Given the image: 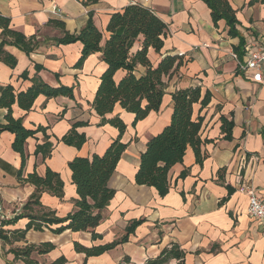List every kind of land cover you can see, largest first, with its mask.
Wrapping results in <instances>:
<instances>
[{"label": "crops", "instance_id": "obj_1", "mask_svg": "<svg viewBox=\"0 0 264 264\" xmlns=\"http://www.w3.org/2000/svg\"><path fill=\"white\" fill-rule=\"evenodd\" d=\"M236 10V26L244 43L239 60H244L264 41V2L261 0H229ZM55 4L60 15H54ZM128 4H140L151 9L167 26L163 47L159 52L147 50L150 63L155 66L164 55H180L182 62L168 77L165 93L158 111L132 124L134 114L116 104L111 113L126 125L121 141L128 143L107 181L114 190L108 205L102 210L103 219L94 228L84 231L64 230L55 234L47 228L29 229L23 239L0 246L6 252L0 264H24L10 251L27 244L50 242L54 248L45 254H33L39 264H48L59 256L65 264H118L127 256L131 264L156 257L166 246L176 243L184 251L185 264H264V224L247 213L248 196L239 190L251 185L264 201V84L253 81L239 69L232 54L239 45L238 37L227 34L223 20L213 24L210 10L202 0H0V14L8 17L10 27L26 37L35 36L39 46L26 55L11 45L3 48L16 58L13 67L0 60V91L10 84L17 91H25L32 78L57 86L73 88V98L38 95L30 110L13 105L14 117H20L28 129L41 126L25 143L27 158L24 173L36 171L43 175L46 167L59 174L63 182V196L48 192L40 195V206L31 214L53 212L64 217L75 209L78 197L68 162L76 156L101 155L118 135V129L105 123L91 106L99 77L107 68L101 53L86 57L76 67L82 44H54L61 30L48 24L51 19L64 23L70 33L78 32L89 13L93 24L101 31L102 46L108 37L106 25L112 13ZM1 33V28H0ZM1 40V35H0ZM141 48V39L135 41L131 52ZM34 64L42 66L36 71ZM27 72V77L22 74ZM142 75L145 67L138 64L134 70ZM124 71L114 73L118 82ZM199 86L201 95L210 94L204 107L193 104L192 116L202 118L200 139L203 160L195 161L188 146L181 162L168 172L169 189L159 196L156 189L138 185L134 181L140 163V153L149 138L169 123L172 112L171 93L177 89ZM6 110L0 108V121ZM232 120L231 138L225 139L220 130V117ZM77 124L76 131L86 141L80 148L67 145L59 139ZM53 143L51 155L42 161L34 155L37 144L44 137ZM13 134L0 132V208L9 219L22 212L23 204L34 192V186L20 183L17 171L20 155L11 147ZM186 170V175L180 174ZM133 220H142L125 242L96 256L85 257L74 250L73 243L92 247L118 240ZM28 219L23 217L7 224L3 230L23 229ZM53 225L52 227H55ZM92 232L97 234L92 238Z\"/></svg>", "mask_w": 264, "mask_h": 264}, {"label": "trees", "instance_id": "obj_2", "mask_svg": "<svg viewBox=\"0 0 264 264\" xmlns=\"http://www.w3.org/2000/svg\"><path fill=\"white\" fill-rule=\"evenodd\" d=\"M210 10L211 20L214 25L219 20H223L227 28V34L231 37L239 38V45L235 49L238 57L241 55V47L244 43L243 37L239 34L236 26V10H234L229 0H202ZM257 1V0H252ZM264 2V0H261ZM48 24L61 30V36L54 39V44H68L79 41L82 44L80 56L75 63L80 67L86 57L92 53L100 52L101 59L107 65L105 71L99 77V84L96 89L92 108L100 116V124L108 123L118 129L119 135L112 140L106 150L101 154H93L91 157L76 156L68 162L71 172V182L74 184L77 198L75 199V209L64 217H56L53 212L42 214H31L34 206H40V195L48 192L57 197L63 196V182L58 173L46 167L43 175H39L35 170L29 173L23 172V167L27 158L25 143L29 137H33L38 131H43L41 126L35 129L26 128L20 117H14L12 113L13 105L28 111L31 109L35 98L44 95L46 98L66 96L73 98V88L59 84L51 86L43 82L40 78L33 77L32 84L25 91H17L10 84L5 85L0 91V108L6 112L3 121H0V132L6 130L13 134L11 147L20 155L21 163L17 171V179L20 183H29L34 186V192L23 204L22 212L8 220L0 222V240L3 243L11 244L13 240L23 239L29 229L42 230L49 229L58 234L64 230L84 231L94 229L103 219L102 210L114 195V190L107 186V181L113 173L121 154L128 143L121 141V135L126 129V125L115 115L106 118L105 115L111 113L114 106L118 104L122 109L134 114L132 124L145 118L149 112L158 111L165 93L166 82L164 77L170 76L181 64L180 55H164L159 62L153 66L148 57L149 47L159 52L164 44L166 34V24L149 8L140 4H128L121 10L112 13L106 25L108 37L101 46V31L93 24L91 13L85 25L75 33H70L64 29V23L57 19H51ZM0 60L10 67L16 64V58L4 50L5 45H11L29 55L40 44L35 36L26 37L21 32L10 27V20L0 14ZM141 39V48L131 52L135 41ZM145 67L142 75H136L134 70L136 65ZM34 69L39 71L42 66L34 64ZM117 70L124 71V75L118 82L114 81V73ZM27 77V72L22 74ZM172 112L170 121L156 135L146 142V148L140 153V163L134 176V181L138 185H147L156 189L159 196H164L169 189L168 172L170 168L182 161L185 150L190 146L194 152L195 161L202 163L201 153L202 140L200 139V129L202 118L192 116L193 104L200 103L201 107L208 104L210 94L205 92L201 95L199 86H190L177 89L171 93ZM220 130L225 139L231 138L233 127L232 120L220 117ZM77 124L72 127L59 139L67 145L80 148L86 141L83 133L76 131ZM41 144H37L34 150L35 156H40L42 161L51 155L53 143L44 137ZM186 170L180 174L186 175ZM27 218L23 229L8 231L2 229L7 224H13L20 218ZM142 220H133L125 228L124 234L111 243L84 247L77 242L73 243L74 250L82 252L85 257L96 256L112 249L117 244L125 242L129 234ZM56 225L55 227H52ZM97 234L92 232V238ZM50 242L40 244H27L20 248H12L14 258L21 259L24 264H39L32 257L33 254H45L53 249ZM174 264L184 263V251L176 243L164 247L154 258H148L137 264ZM64 256H59L48 264H65ZM118 264H131L130 259L125 256Z\"/></svg>", "mask_w": 264, "mask_h": 264}, {"label": "built area", "instance_id": "obj_3", "mask_svg": "<svg viewBox=\"0 0 264 264\" xmlns=\"http://www.w3.org/2000/svg\"><path fill=\"white\" fill-rule=\"evenodd\" d=\"M51 12L54 15H60V11L55 4H53L51 8ZM232 57L236 60L238 68L243 70L245 75L255 82L264 84V41L244 60H239L235 53L232 54ZM239 190L245 192L248 196V215L261 224H264V201L256 194L251 185H241ZM8 219L9 217L4 215L0 208V222Z\"/></svg>", "mask_w": 264, "mask_h": 264}, {"label": "rangeland", "instance_id": "obj_4", "mask_svg": "<svg viewBox=\"0 0 264 264\" xmlns=\"http://www.w3.org/2000/svg\"><path fill=\"white\" fill-rule=\"evenodd\" d=\"M5 253L6 252L3 249V245L1 244V246H0V259H3L4 256H2V255H4ZM170 264H174V261H171Z\"/></svg>", "mask_w": 264, "mask_h": 264}]
</instances>
